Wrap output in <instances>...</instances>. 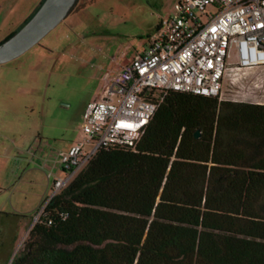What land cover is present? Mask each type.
Masks as SVG:
<instances>
[{"label": "trees", "instance_id": "16d2710c", "mask_svg": "<svg viewBox=\"0 0 264 264\" xmlns=\"http://www.w3.org/2000/svg\"><path fill=\"white\" fill-rule=\"evenodd\" d=\"M13 264H264V104L168 92L135 150L99 151L50 200Z\"/></svg>", "mask_w": 264, "mask_h": 264}, {"label": "rangeland", "instance_id": "374dc122", "mask_svg": "<svg viewBox=\"0 0 264 264\" xmlns=\"http://www.w3.org/2000/svg\"><path fill=\"white\" fill-rule=\"evenodd\" d=\"M41 1L0 0V42L18 31ZM177 1L79 0L37 45L0 65V264H13L22 255L39 211L28 200L47 193L54 176H63L51 171V161L57 163L77 139L85 106L99 99L105 76L121 54L129 60L139 52L140 39L174 13ZM72 17L76 21L65 26ZM248 81H233L227 73L219 100L264 103L259 90L247 95Z\"/></svg>", "mask_w": 264, "mask_h": 264}, {"label": "built area", "instance_id": "2783aa9c", "mask_svg": "<svg viewBox=\"0 0 264 264\" xmlns=\"http://www.w3.org/2000/svg\"><path fill=\"white\" fill-rule=\"evenodd\" d=\"M260 68L264 0H178L174 13L160 19L146 49L121 66L99 99L85 106L80 137L60 153L56 165L63 176L53 180L34 223L99 151L135 150L168 92L218 97L228 73L233 81L249 78L247 95L259 90L264 98V72H249Z\"/></svg>", "mask_w": 264, "mask_h": 264}, {"label": "water", "instance_id": "95a60500", "mask_svg": "<svg viewBox=\"0 0 264 264\" xmlns=\"http://www.w3.org/2000/svg\"><path fill=\"white\" fill-rule=\"evenodd\" d=\"M77 1L43 0L18 31L0 42V65L18 58L37 45L71 13ZM195 135L199 138V132Z\"/></svg>", "mask_w": 264, "mask_h": 264}, {"label": "crops", "instance_id": "0c3cea01", "mask_svg": "<svg viewBox=\"0 0 264 264\" xmlns=\"http://www.w3.org/2000/svg\"><path fill=\"white\" fill-rule=\"evenodd\" d=\"M43 1V0H42ZM41 1V2H42ZM41 2L39 3V5L41 4ZM39 5H38V7H39ZM83 8H85L84 6H82L80 9H83ZM79 10V9H78ZM75 11V14L77 13V12H79V11ZM75 14H74V16H75ZM77 17V16H76ZM76 20H74L73 19V17H72V19H66L65 21H64V25L65 26H67V27H70L71 25H72V23L73 22H75ZM158 25H156L155 26V29H156V27H157ZM155 29H154V31H155ZM153 31V32H154ZM151 35H152V33L150 32L149 34H147V37H146V40H143V39H140V43H139V52H137L135 55H137V54H140V53H142L145 49H146V47L148 46V43L150 42V39H151ZM135 55H133L129 60H126L125 59V53H123V54H121L120 55V57L117 59V61H118V64H116V68L114 69V71L112 72V74H111V76H109L108 74L105 76V80H107V83L102 87V90L107 86V84L109 83V81H110V79L113 77V75L115 74V72L121 67V66H123L124 64H126V63H128ZM252 70H254V69H252ZM252 72V71H251ZM102 90H101V92H102ZM101 92H100V94H101ZM100 97V96H99ZM79 137H80V132H79V134H78V137H77V139H79ZM76 139V140H77ZM75 140V141H76ZM72 145V144H71ZM70 145V146H71ZM70 146L65 150V151H67L69 148H70ZM40 159H42L43 161H45V162H47V160H46V158L43 156V155H41V158ZM41 160V161H42ZM52 162V166H51V171H57L58 169H57V163H55V161H51ZM42 167H47L45 164H43V166ZM47 168H49V167H47ZM58 171H60V170H58ZM31 172H39V171H37L36 169H33ZM54 178H56V176H54ZM48 179V178H47ZM49 191H50V189H49ZM49 191L47 192V193H42V194H33V196L28 200V206L31 208V209H35V211H37L38 209L40 210V208L42 207V205H43V203L46 201V199L48 198V196H49ZM27 200V199H26Z\"/></svg>", "mask_w": 264, "mask_h": 264}]
</instances>
